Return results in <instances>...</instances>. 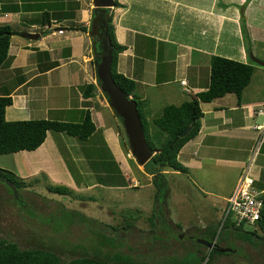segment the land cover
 <instances>
[{
  "label": "crops",
  "instance_id": "1",
  "mask_svg": "<svg viewBox=\"0 0 264 264\" xmlns=\"http://www.w3.org/2000/svg\"><path fill=\"white\" fill-rule=\"evenodd\" d=\"M90 1L0 0V26L9 25L14 30L0 66V95L12 98L5 108V119L80 122L88 111L95 125L85 140L47 131L36 149L15 152L16 175L25 179L42 173L77 192L97 187L120 190L127 187L119 181L129 170L118 134V118L96 81L94 43L87 31L78 29L90 24ZM116 1L120 5L110 12L116 40L124 46L117 69L136 83L134 94L145 101L141 110L149 122L164 106L180 104L207 88L211 56L249 62L251 53L264 60V0ZM139 16L143 18L138 20ZM241 16L250 34L249 49L241 35ZM28 33L38 36L32 38ZM224 46L236 48L229 53L222 50ZM257 66L254 63L253 74L260 70ZM257 91L252 98H244L241 93L238 100L235 95L236 101L229 106L217 102L227 94L201 102L200 129L178 154L185 167L199 168L208 162L233 171L229 194L254 144L251 125L257 120L254 110L264 101V83ZM203 104L211 107L204 110ZM99 145L108 153L89 156L90 149L98 150ZM251 174L253 187L261 195L264 143ZM146 175L152 181V175ZM133 182L132 187H137Z\"/></svg>",
  "mask_w": 264,
  "mask_h": 264
},
{
  "label": "rangeland",
  "instance_id": "2",
  "mask_svg": "<svg viewBox=\"0 0 264 264\" xmlns=\"http://www.w3.org/2000/svg\"><path fill=\"white\" fill-rule=\"evenodd\" d=\"M224 42L222 37L221 43ZM231 42L235 41L231 38ZM232 48L224 46L222 50L233 53ZM249 62L253 63L250 59ZM257 68L260 70L252 74L250 86L242 92L244 98L256 96L258 87L264 83V68ZM218 101L229 106L236 101V96L227 94ZM209 107L210 104H203L204 110ZM118 126L123 129L119 118ZM123 151L129 170L123 181H119L127 187L120 190L97 187L58 194L48 187L62 184L40 173L24 179L33 186L21 190L26 206L17 202L20 207L8 185L0 181V238L15 242L21 248L53 250L64 260L91 255L98 248L103 255H127L136 264H173L176 260H179L177 264H264V241L253 244L242 236L255 228L258 234L263 232L253 224L236 231L229 220L223 222L226 199L235 178L233 171L221 168L220 163H201L199 168L187 165V172L165 170L166 186L163 178L158 188L147 178L143 166L137 164L130 150L123 147ZM107 153V149L99 145L98 150L90 149L89 156ZM16 155L0 154V174H5L4 169L17 174ZM134 180L138 182L137 187L131 185ZM159 190H162L159 200L163 207L156 218L155 194ZM208 190L213 192L207 193ZM213 231L214 237L234 252L217 255L205 251L201 247L204 244L197 238L207 240ZM154 235L162 240L152 245L150 238ZM103 242L104 247L100 245Z\"/></svg>",
  "mask_w": 264,
  "mask_h": 264
},
{
  "label": "trees",
  "instance_id": "3",
  "mask_svg": "<svg viewBox=\"0 0 264 264\" xmlns=\"http://www.w3.org/2000/svg\"><path fill=\"white\" fill-rule=\"evenodd\" d=\"M114 1L115 5H120L116 0ZM93 9L95 10V8ZM94 10H92L89 26H79L78 29L89 33L92 42L94 43V50L98 49L102 33H105L106 37L109 38L111 44V75L114 82L122 88L127 95L133 96L136 100L146 142L152 150L156 151L143 165V168L147 174L152 175V182L156 183L159 188V180L164 178L165 170L187 172V168L178 160V154L184 144L196 136L200 129V118L203 115L200 103L211 102L212 100L228 93H234L239 100L242 91L251 80L254 63L241 62L220 55L211 56L207 88L197 92L195 95L182 101L180 104H168L164 106L161 113L152 118L149 122L141 110L145 101L139 100L134 94L136 83L117 69L118 55L124 49V46L116 40L112 14L107 18L104 29L101 31L96 20L97 11L95 10V12H93ZM240 29L242 39L246 44V47L249 49L251 39L243 16H241ZM13 33L14 30L11 26H0V66L6 59L10 37ZM96 81L99 85V80L97 79ZM87 88L90 87L87 86ZM11 103L12 98L9 95H0V154H10L20 150H34L41 145L46 137L47 131L49 130L64 132L70 136H75L80 140L87 139L95 130V125L88 111L85 112L84 117L80 122H66L51 119H23L8 121L5 119V108ZM186 126L190 127L187 134L183 137H178V134ZM118 134L122 147L129 151L124 130L120 128ZM4 173L5 174H0V181H6L4 183L10 188L11 191H9L16 203L18 202L21 204L20 202H22L23 206H26L24 202L26 199L22 195L21 190L27 186H33V184L25 182L24 179L19 178L10 170L4 169ZM165 186L166 181L164 178V187ZM48 190L58 194L72 192V189L63 184L51 185L48 187ZM161 192L162 190H159L155 194L156 218L157 214L161 212V206L163 203L159 200ZM260 197L263 201L260 217L253 223H248V225H255V227L259 228L263 234H258L256 228L253 231L242 234V236L244 235L245 238L248 239L247 242L250 240V243L253 244L264 241V193H262ZM159 204H161V206H159ZM21 205L19 206L21 207ZM227 220L230 221L232 229L236 231H241L243 226L247 225L243 221L239 225H235L230 218H225L223 222ZM150 223L152 224V218H150ZM214 236V231L208 235L210 240H214ZM159 238V235L152 236L150 238L151 244L153 245L154 241ZM256 238L258 239L256 240ZM100 245L103 247L105 246L104 242ZM201 247H204L205 251L210 250V253L214 252L217 255L234 252L231 248V251H223L225 253L221 254L210 249L206 244ZM98 250V248H95L91 255H81L64 260V258L53 250L46 248H21L15 242L0 238V264H136L132 261V258L127 255L123 256L120 253L107 255L105 252V255H103V253ZM176 261L178 262L179 260ZM177 262H174L173 264H177Z\"/></svg>",
  "mask_w": 264,
  "mask_h": 264
},
{
  "label": "water",
  "instance_id": "4",
  "mask_svg": "<svg viewBox=\"0 0 264 264\" xmlns=\"http://www.w3.org/2000/svg\"><path fill=\"white\" fill-rule=\"evenodd\" d=\"M92 6L97 11L96 20L102 31L107 22L108 10L115 6L114 0H92ZM32 38L38 34L28 33ZM253 63L264 67V60L257 59L250 53ZM94 70L99 80V88L106 95L107 103L112 108L115 115L122 123L130 154L134 157L138 165L143 166L156 152L152 150L146 142L141 117L136 105V100L120 88L111 75V44L105 33L101 34L98 49L95 50ZM190 127L186 126L178 137L187 134ZM4 182H6L4 180ZM197 241L208 246L211 243L205 239L197 238ZM221 251H231V248H221Z\"/></svg>",
  "mask_w": 264,
  "mask_h": 264
},
{
  "label": "built area",
  "instance_id": "5",
  "mask_svg": "<svg viewBox=\"0 0 264 264\" xmlns=\"http://www.w3.org/2000/svg\"><path fill=\"white\" fill-rule=\"evenodd\" d=\"M59 29L58 32H62ZM185 81H181L184 83ZM254 115L262 120H255L251 128L255 132V139L252 149L250 150L248 161L242 168L241 174L238 177L237 183L231 194L226 199L225 218H230L235 225H239L242 221L246 224L253 223L260 217V212L263 206L260 194L254 189V177L251 174V167L260 152L264 143V101L257 105L254 110ZM133 182V185H137Z\"/></svg>",
  "mask_w": 264,
  "mask_h": 264
},
{
  "label": "flooded vegetation",
  "instance_id": "6",
  "mask_svg": "<svg viewBox=\"0 0 264 264\" xmlns=\"http://www.w3.org/2000/svg\"><path fill=\"white\" fill-rule=\"evenodd\" d=\"M94 10V9H93ZM109 12L107 13L108 14V17L110 16V14H111V10L109 9L108 10ZM93 12H95V10L93 11ZM91 14H92V12H91ZM159 206H161V204H159ZM163 230V229H162ZM158 240H161V238L160 239H158ZM208 241L211 243V245L210 246H208L210 249H212V250H214V251H216V252H219V253H225V252H223V251H221L220 249L221 248H229L228 247V245H226L225 244V242H219L218 241V239H214V240H210L209 238H208Z\"/></svg>",
  "mask_w": 264,
  "mask_h": 264
},
{
  "label": "clouds",
  "instance_id": "7",
  "mask_svg": "<svg viewBox=\"0 0 264 264\" xmlns=\"http://www.w3.org/2000/svg\"><path fill=\"white\" fill-rule=\"evenodd\" d=\"M132 97H133V96H132ZM166 172H167V171H166ZM166 172H165V173H166ZM137 183H138V182H137ZM134 186H137V185H134Z\"/></svg>",
  "mask_w": 264,
  "mask_h": 264
}]
</instances>
